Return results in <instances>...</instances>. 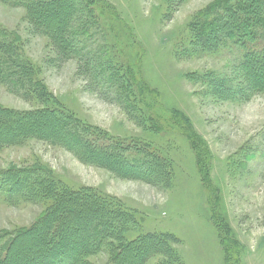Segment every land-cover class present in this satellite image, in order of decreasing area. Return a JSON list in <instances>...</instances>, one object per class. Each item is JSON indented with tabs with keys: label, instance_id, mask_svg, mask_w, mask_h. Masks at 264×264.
I'll list each match as a JSON object with an SVG mask.
<instances>
[{
	"label": "rangeland",
	"instance_id": "1",
	"mask_svg": "<svg viewBox=\"0 0 264 264\" xmlns=\"http://www.w3.org/2000/svg\"><path fill=\"white\" fill-rule=\"evenodd\" d=\"M95 1H105L119 22L110 17L101 20L98 29L88 31V36L81 33L76 39L78 49L98 54L110 47L120 69L130 65L139 70L147 90L141 96L133 88L137 115L145 118L146 125L152 116L160 132L138 127L123 106L105 102L94 91L84 61L61 59L50 39L33 28L25 8L3 2L0 41L13 44L18 61L33 67L34 82L38 81L55 101L44 104L31 92L17 94L0 83V107L25 112L60 104L93 128L89 138L101 146L121 141L125 146L145 144L153 149L170 165L169 183L118 178L83 164L59 146L37 140L1 150L0 172L43 171L42 177H51L58 186L73 191L89 188L119 201L136 213L139 225L127 239L147 233L172 235L178 264H225L211 220L213 195L233 237L245 250L240 264H264V91L243 102L222 101L197 80L213 73L229 76L239 60L237 47L213 56L192 48L197 17L221 0H186L180 7H176L178 0ZM83 11L87 16L88 8ZM257 41L264 44V35L254 43ZM253 44L248 45V52ZM145 96L152 97V106ZM189 126L197 135L196 142L187 136ZM134 150L128 155L136 156ZM200 165L207 168L209 186L203 183ZM38 201L11 202L0 195V236L6 237L0 242V261L7 252L6 243L32 228L54 200ZM89 261L107 264L108 256L99 254ZM162 261L158 256L148 264Z\"/></svg>",
	"mask_w": 264,
	"mask_h": 264
},
{
	"label": "trees",
	"instance_id": "2",
	"mask_svg": "<svg viewBox=\"0 0 264 264\" xmlns=\"http://www.w3.org/2000/svg\"><path fill=\"white\" fill-rule=\"evenodd\" d=\"M185 1L178 0L176 7ZM0 2L25 8L33 28L50 39L61 59L84 61L86 73L92 75L94 91L105 102L114 101L123 106L138 127L160 132L161 127L152 116L146 125L143 115V120L137 115L133 88L138 89L141 96L147 90L139 70L135 71L129 65L122 67V71L114 64L110 47L101 49L98 54H92L84 47L78 49L76 39L81 33L88 36V31L98 29L99 22L110 17L119 22L115 10L105 1ZM84 7L88 8L87 16ZM192 32L194 52L213 56L231 50V47L241 51L229 76L213 73L197 79L208 85L216 98L243 102L264 91V44L254 43L255 38L264 35V0H221L197 17ZM251 44L253 47L248 52ZM15 50L13 44L0 41V83L9 85L17 94L27 96L31 92L30 95L34 94L44 104L55 101L38 81L34 82L33 67L27 62L21 64ZM145 98L152 106V97ZM189 127V131L185 130L187 136L196 142L197 135ZM90 132H93L92 127L84 125L60 104L25 112L0 107V151L37 140L59 146L83 164L107 170L118 178L152 184L169 183L172 170L168 161L147 145L125 146L117 141L101 146L89 138ZM133 150L136 156L128 155ZM199 167L203 183L209 186L207 168ZM43 175V171L34 169L0 172V195H5L7 200L30 203H37L41 198L54 200L32 228L6 243L7 252L0 264H91L90 258L103 253L108 256L107 264H148L158 256L163 258L159 264L179 263L171 246L176 243L172 235L147 233L128 240L127 235L139 228L135 212L92 189L73 191L58 186L51 177ZM211 196V220L218 233L225 264H240L245 250L221 216L218 199ZM2 238L0 236V242Z\"/></svg>",
	"mask_w": 264,
	"mask_h": 264
}]
</instances>
